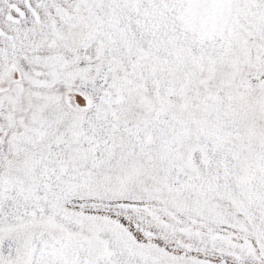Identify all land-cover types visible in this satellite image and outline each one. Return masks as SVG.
<instances>
[{
    "label": "snow or ice",
    "instance_id": "1",
    "mask_svg": "<svg viewBox=\"0 0 264 264\" xmlns=\"http://www.w3.org/2000/svg\"><path fill=\"white\" fill-rule=\"evenodd\" d=\"M0 264H264V0H0Z\"/></svg>",
    "mask_w": 264,
    "mask_h": 264
}]
</instances>
